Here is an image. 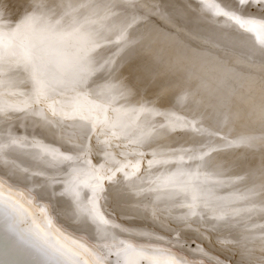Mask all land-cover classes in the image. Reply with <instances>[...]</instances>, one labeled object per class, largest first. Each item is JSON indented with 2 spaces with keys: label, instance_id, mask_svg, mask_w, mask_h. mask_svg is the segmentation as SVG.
<instances>
[{
  "label": "bare ground",
  "instance_id": "bare-ground-1",
  "mask_svg": "<svg viewBox=\"0 0 264 264\" xmlns=\"http://www.w3.org/2000/svg\"><path fill=\"white\" fill-rule=\"evenodd\" d=\"M6 1L7 0H0V19L3 18L6 13L11 12L10 8L12 6H17L16 11H18L16 13L13 11L11 12V14L15 13L16 17H14V14L10 15L11 18H9V20H11L8 25V28H10V30L5 27L8 31H10L9 37L11 35L12 29L16 26H23V29H25V31L22 29V32H20V34L24 31L26 35H24V38L19 37L18 41H13V44L11 43L12 48L9 45L12 38H9L8 46L11 50L9 51V49L6 48V51L8 49V52L5 54H0V87L2 88V90L0 91V107L9 108V106H13L15 108V111H18L19 108L25 107L30 103L33 104L30 107L34 105L36 106L33 108V110L30 111H25L20 114H18L17 112L16 115L14 113L13 116L15 119H11L13 122L9 125H3L0 127V134L2 135L0 137V147L2 149V151L0 149V173L2 172L1 176H3V173L7 169L9 170V175L13 174V179L15 178V180H17V183L19 182L21 184V186L19 184L20 188L14 184H10L14 189H17V187L19 191L21 189L20 192L16 191V189L15 191H12L17 195H11V193L9 194V192L12 190V187H4V185H6L5 183L3 186H1L2 183L0 182V202H4L5 204L12 207L21 208V218L28 221L29 227L30 229H32L31 232L35 235L36 238L40 240L41 245L46 248H51L53 246L61 250L62 252L71 254V257L80 264H116L117 261H121V264H130L131 261H133L132 264H139L140 262V264H149V262L150 264H157L158 261L162 262V259L167 260V257L169 256H167V254H169L168 252L170 251L167 247L166 248L168 249V252H166L167 249L166 251L161 250L163 248L162 244L164 243L163 245H165V242L162 243L158 240V245L162 243L160 245V247H162L159 250L167 254L162 253L164 255V258L161 257V259L157 254L153 255L152 253L154 257L149 254V250H151L150 246L152 243H155L156 240L155 242H152L153 239L150 241L153 230L149 229L146 223L155 209L154 202L165 199L164 201H166V203H169L170 200L168 199H171L172 202L170 203H172L173 206L187 204V208L192 209L193 206L196 205L198 207L199 203H201L203 197L205 196L204 194L206 193L204 192L203 196L201 197V194L199 192L201 191L203 193L205 189V191L211 197L209 200H211L212 198H217L222 203L221 199H223L226 203H229L230 205L232 204V207H230H235V210L241 208L242 204L246 203L247 206L249 205L250 208L255 209V212L253 211L254 214H252V216L256 215V222L252 224L250 223L249 225H251V227H249L248 229L246 228V230L242 229L235 232L233 235H237L238 237L234 238L235 236H231V239H233V241L228 247L236 251L239 247H241V243L239 242L241 239L239 238V236L243 235L246 238L251 237L252 239H254L256 244L251 245L253 248L250 251H252V255H255L257 262L262 263L264 256V126L262 127V125H264V122H261L262 125L259 123L261 125L260 126L259 124H257V120H259V117H263L264 119V15H262V13L264 14V0H253L252 2H250V0H215L216 3H213L214 0H76V7L74 8V11H76L78 16H75L76 18L73 15L72 16L74 18L69 17L71 14L67 16V11L68 9L69 11L71 10V6L70 8L66 6L68 7L66 8L63 5L67 10L66 12L64 10L65 13H58L59 18H62L59 19L57 17L56 19L58 20V23L61 20L62 23L66 24L67 22L68 24H70V22L68 21L70 20L71 25L68 26L67 24L66 26L64 24L61 26L59 24V26L61 27H59L57 22L54 21V18L52 16L54 15V13L50 10L47 11V9L44 10V7L41 6L45 4L46 1L44 0V2L42 1L43 4L40 3L41 1L37 3H40V5L35 4L36 6H38L37 8L41 7L43 9H39L38 11L37 8L35 9V6H33V8L32 5H30L32 4L31 0V2H29L30 7L29 5H27L28 1L26 2V0H21V4H19L20 6L15 4V6H11V4L17 2V0H13V3L10 2L11 4L5 7L4 4L6 3ZM23 1H25V4L27 3L26 5L28 7L23 4ZM57 2L59 3L58 0ZM210 2H212V4ZM47 3V7L45 6V8H49L52 6V4L48 1ZM60 3L58 5H60ZM49 4L51 5L49 6ZM88 4L97 5V11L91 10ZM254 8L258 9L259 13H256ZM83 9H85V12L87 11L86 9H90L91 13H93L94 15H105L107 21L104 25V27L106 26V28L103 29V32L106 34H104L102 31L101 34L96 33L97 35L100 34V37L97 36L96 38H98L97 42L99 43V45L102 44V47L100 46L99 48H97L98 44L89 42L87 38L89 37L88 34L92 33V35L94 34V36H96V28L94 31H91V29H89L91 27H88L90 25V23L88 22L91 21L88 19V15H92L91 13H86L87 16H85L84 13V16L78 14L79 12L83 11ZM12 10L14 9L12 8ZM47 14L51 17H48ZM8 15L9 14H7L6 16ZM12 16L17 20H14L13 22ZM46 17L49 19H47ZM223 17H225L224 19L227 22H224ZM7 18L5 22H8ZM50 18H52L54 22L51 21L52 23H49L51 26L48 24L50 26L49 28L52 27L48 31V25L46 27V24L47 21L50 20ZM93 18H95V16H93ZM63 19L65 21L67 19L68 20L67 22H64ZM98 19L95 18V21ZM0 22L3 23L2 21ZM97 24L100 26L99 22ZM77 25L79 27L81 26L83 29H85V31L83 29H78L79 27H77ZM12 26L14 27L12 28ZM93 26L97 27V25L94 24ZM3 28L0 31V34L5 31ZM19 29L14 30L17 31ZM82 30L85 32V34H83L84 32ZM88 30H90L91 32L89 33ZM128 30H130L129 33H127ZM46 31H48V33L44 37L42 34ZM87 32L88 34H86ZM5 33L7 35V32ZM239 34H243L245 36V39H243L242 41L233 40L234 37ZM3 35H0V37L2 36V41L4 38H7L4 33ZM83 35L86 36L83 38ZM21 37H23L22 34ZM117 37H119L118 41ZM90 38H92V36L89 37V39ZM83 39L88 40L87 42H89L90 45L93 44V49L92 47L91 49H89L90 46L86 42H84ZM93 40L96 41L95 38H93ZM28 42L31 45H34V47L31 48L32 50H27V53L24 52L25 54H23L22 51L26 50L21 49L19 53L21 54L22 52V55H19L16 50H18V48L20 47L22 48L23 45L25 47ZM6 43L0 42L1 53L3 52L2 49L6 47ZM3 45L5 46L2 47ZM103 47L109 50L107 51L108 55L110 49L111 52L114 51L113 55H110V58L115 59L117 57V54H120V58L118 57L115 59V61H111L109 65L106 64L108 65V67L106 66V68L108 69H101L99 68L101 64L97 65L94 62V64L91 63L94 66H90V58L89 60H86L88 57H86V55H88L89 53H93V57L101 56L102 58H104L100 59L98 57L100 59L96 60L98 61V63L101 62L105 64V62H107L105 61L108 60L106 50H104L105 52L103 51V53L106 54V59L105 57H103L104 54L101 53L102 51L99 53L100 48H102L103 50ZM94 50H96L97 52L95 53H98L99 55L97 54L96 56ZM221 51H226L227 56L223 58H221V56H217L218 52ZM150 53L155 54L151 55ZM197 54L204 55L205 57H199ZM229 57H233L235 59L233 61H230V64L234 66L235 70H232V73L237 75V79L234 80V77H226L221 80H213L217 75L214 71L211 75V72L207 68V65L209 64L210 66L212 64V66L218 68L223 65L222 61L226 63L227 59H230ZM200 58L202 60H198ZM92 59L93 58H91V60ZM83 60H86V62ZM101 60H103V62ZM96 65L99 67H97ZM103 67H105V65ZM239 69L241 73L239 72ZM12 70H14V74H12ZM9 71L11 73H9ZM23 72H26V74L24 75V77L26 76L25 79L23 78V75H20L24 74ZM63 74H67V76L65 75L64 77ZM104 74L108 75V80H106V82L108 81L107 84L109 88H114V86H118V88L119 86L123 87V95L121 94L122 96L119 97V100L117 101L118 103L122 102L123 104L119 105H125L126 111L129 110L133 105L136 106L134 113H132L133 117L130 118L129 116L128 118L130 119L126 121L127 125H123V123H125V121L123 120H125L126 116L130 115V113H126V116H124L125 118L122 120L123 122L121 121L122 123L120 122L121 119L119 120V122L124 127L122 128L121 126L120 132L117 133V136H113V140H116V146L120 149H126V147L133 144V146L131 147L135 146V151L138 150L141 146H147L152 149V153H150L153 154L151 158H149V155L148 157L146 156L148 159H150V164L146 163L148 161L145 160V166L142 167L141 165H134L132 168H129V171L134 176L132 177L133 180L129 184L125 182L126 180L122 181L123 183H121L120 188L117 190V192H119L120 190H125L124 193L126 194H123L122 197H118L124 198V200L118 199L114 205H112L109 200L100 198L102 197L101 194L103 193V191L101 193L98 189L92 190L94 185L103 182V180L105 179V176H103L102 178L100 177L104 168H110L108 166L111 163L120 160L115 156L114 152L108 150V154H110L111 157L108 156L109 158H107L104 157L101 151H98L96 155L100 159H104V162H102V167L96 168L97 166H95L93 160L90 159V157L93 156L91 152L93 151L94 153L95 150V147L92 148L93 146L91 144L92 147L88 154L85 155L83 154V152H80L79 156L77 155L78 157L72 158L69 161L67 160V162H63V164H59L55 167H53L52 165L51 167V165L48 164H50L51 162L54 163L53 158H56L55 161L57 163V159H59V157H61L63 153H65V151H63V153H61L62 155H57V153L60 151L59 149L63 150L65 146L67 144L70 145V143H68L66 140L65 141L67 143H64V140L62 139L63 145H60L63 147L60 148L59 145H57L56 143L54 144L53 142L54 140L56 142L57 138L54 140L51 139V141L53 142L51 143L53 147H50L52 146L50 145V149L47 145H49L48 142L51 141L48 140V142H44L45 135L40 132L41 129H37L39 127H36L38 125L37 123L42 122V114H45V112L42 113V111H40L39 105H41V103L39 102L42 99L47 100L48 98H53L52 102L49 104L51 106H54L56 104V106L59 107L60 103L61 105L65 102L70 104V102H73V99L75 102L79 97H81L79 95V92H81V94L83 95L91 94L89 95L91 98L94 96V91H97V88L99 86L96 88V90L93 86L94 89H92L94 91L91 90L90 92L89 88H91L92 84L90 86L89 83L87 86L88 81L90 82V80L96 79V82L93 81L94 84H96L98 83L97 80H99V77H103L102 75ZM204 74L205 76L206 74H209L211 76L206 78L203 76ZM82 76H84V80L82 79L81 81H84L86 85H83L84 82L82 83L81 81H78V79L82 78ZM58 79H62L63 82L54 84ZM2 80L3 82L1 83ZM86 86L88 87L87 90L90 93H88V91L86 90ZM80 88H82L83 90H81ZM84 88L87 93L85 92ZM17 90L18 92H20V95H18L19 97L15 98L14 96L17 95L15 91ZM98 90L102 92L101 88ZM103 90L105 92V89ZM108 90L110 89H107L106 91ZM12 91L13 93H11ZM162 93H169L171 95L169 98H165L164 102L162 101V106H166L167 104L171 107V105H173L176 106L174 109L181 108L182 112L176 113L175 110L171 108L172 110L168 112L166 111L167 114L165 115L164 108L160 109L162 108L161 105V107L159 106L160 108H157L158 106L156 105L159 104L160 99L159 101H154L156 103V105H154L153 98L156 97V99H158L157 97H162ZM106 94L107 93L105 92L103 94V97L108 95L111 96L109 98L113 97L112 93L110 95V92L109 94ZM98 96L99 95L96 94V97ZM82 97L79 98L82 101L78 99L81 103L86 101L88 96L84 97L85 100L84 98L82 99ZM96 97L93 98L96 100ZM100 97L102 100L103 97ZM115 99L116 98L114 97V99L112 100ZM97 100H100V98ZM101 100L100 102L104 101ZM107 100L108 99H106L105 101ZM109 100L111 101V99ZM35 101L38 102L36 103ZM79 101L76 102H78L77 106H80L79 109H81L82 104L79 103ZM74 102L71 104H74ZM96 102L95 104L91 103L90 99V103L94 106L97 105ZM90 103L89 101H87V104H89V106H91ZM118 103H116L115 105H117ZM69 104H63L65 106L61 107L68 108L70 106H73ZM83 105L87 109H81L82 111L86 113L87 110L90 109L89 111L92 112L91 108L94 107L91 106L88 109V106L86 107L84 103ZM99 105H97L98 108L100 107ZM104 105H106V103H104ZM74 106L73 108H76V106ZM190 106H194V108H191ZM102 107L108 108L109 106L107 107L106 105ZM117 107L120 108V106L118 105ZM117 107L116 110L118 112H121L122 109L119 111ZM73 108H70L71 112L69 113V115L72 114ZM104 108L103 112H105V110L107 112V109ZM122 108L124 109V107ZM63 109L59 111L61 113L60 114L59 112H57L58 108L56 107L54 111H56L57 115H60L56 116L55 114L54 116H51L53 118H50L54 120V118L56 117L54 121H58L59 119L63 118L65 120L69 118L72 120V116L67 118L69 115H66L67 112L70 111L69 108V111H66L67 109H64V111H66V117H63ZM77 109L78 108L74 109L73 111H79L78 113L80 114V110ZM94 109L96 110V108ZM162 110L164 111V113L162 112ZM187 110H191V113L188 114ZM40 112L42 113L41 115L39 114ZM84 112L83 114L85 116L86 114ZM37 113L38 116L40 115L41 120L38 118L39 121L38 119H36V117H38ZM49 113L50 112H48L47 115H49ZM75 113L77 112H73L74 118L79 115L78 113L75 115ZM88 113L89 112H87V114ZM94 113L95 112L92 113L93 116L97 114ZM8 114L6 113L4 117H8ZM83 114L81 113L82 117L79 116L82 118V120L84 118ZM106 114L103 113V115L106 116L105 119H107L108 117V115ZM115 114L117 115L118 113L116 112ZM119 114L122 115L121 113ZM10 115L11 114H9V116ZM47 115L45 117H47ZM89 115L87 116L90 120ZM103 115H99V119H101L100 116L102 117ZM109 115L113 117V115H111L110 113ZM116 115L115 117H117ZM120 115H118V117ZM250 115L254 117L253 119L258 118L255 119L258 128L255 131L254 129L256 128V124H252L254 122L251 121L252 118ZM60 116L62 117L60 118ZM57 117L59 118L57 119ZM115 117L114 119L112 118L113 122L116 119ZM23 118H25V121L23 120ZM50 118H48V120ZM43 119L45 120L46 118ZM51 119L49 121H52ZM22 120L27 123L24 124L22 122V127H19V122H21ZM71 120H68V123H70ZM73 120L72 122L75 123L78 121L77 124H79V118L76 119L77 121ZM87 120L88 119L86 118L84 125L88 123ZM59 121L62 124L64 122L63 120V122L61 120ZM93 121L96 122L97 120L93 119L92 122L89 121L91 123L88 124H93ZM101 121L99 122L101 123ZM43 122L45 124L49 123L46 122V120ZM60 122L57 123V125H59ZM83 122L84 121H82L81 123L83 124ZM113 122L111 123L112 130L119 127L118 126L117 128H114L115 125H118L119 123H117V121L113 125ZM247 122L248 125L252 124L249 126L250 128H254L252 132L247 130L249 128L247 126ZM54 123L50 122V126L52 127V124L54 125ZM74 123L71 124L73 125ZM145 123H148L146 125L147 127H144L142 129L140 128L141 130L139 129L141 134H139V132H136L137 134H135L134 136L131 135L130 139L128 137H124L127 134L128 129V127L126 126H129V129H131L130 125L142 127V125H145ZM199 123H201V128L203 129L198 127L197 124ZM243 123H245L244 126ZM77 124L75 123L73 128H76L75 125ZM105 124L104 127H106ZM42 125L43 124H40V127ZM106 125L107 128H109L108 123ZM23 126L25 127L23 128ZM43 126H45V129L47 128L46 125ZM80 126L83 127V125ZM86 126L88 127L87 129L89 131H92L90 130L91 127H89L88 125H85L84 129L86 128ZM259 126L262 128V130ZM54 127V130L57 129ZM66 127L67 126L65 123V128ZM78 127L79 125H77V128ZM18 128H23V130L21 129L22 131H19ZM68 128L69 127H67V129ZM102 128L103 126L99 127L100 131H102ZM107 128L105 129L108 132L109 129ZM59 129L61 130V128ZM76 129L74 130V133L77 131ZM80 129H78L79 132ZM148 129L150 130V134L148 136H145V134L148 133ZM54 130H52L53 137H55L54 135H56V133L54 134L53 132ZM88 130L85 129L84 133L86 134H84L81 130L84 137L87 135V133H89ZM259 130L261 131L259 132ZM48 131L49 130L47 128V134ZM71 131L69 133H71ZM94 132L95 131H93V135H95ZM76 133L78 134V132ZM57 134L59 135L58 132ZM49 135L51 134L49 133ZM58 135L56 136L61 137ZM81 135V133L80 136L78 134L76 138H78V141L81 140L80 142L82 144V142L84 141L81 139ZM69 136L72 138L73 135ZM105 137L106 135L104 136V138ZM47 139L49 138L47 137ZM72 139H74V137ZM9 140H11V142L12 140L16 141L15 143L14 141L12 143L9 142L12 145L14 144V148L11 146L10 149H7L6 146ZM87 140L85 144L87 143ZM113 140L108 141L109 144H113ZM105 141L107 140L105 139ZM71 142L73 141L71 140ZM80 142H75V144L78 143L79 145ZM4 144H6V146H4ZM54 145H57V148ZM73 145H70L68 147H71ZM170 145H174V147ZM3 146L6 147L7 150H4L2 148ZM168 146L172 147V150L166 148ZM47 147L49 151L54 149L58 151H52L53 154L50 155V158L49 153L51 151L48 152V154H45V156L43 154L44 157L48 156L43 160L47 161V159H50L51 161L49 160L50 163H48L47 161V164H44L46 163V161H43L44 163L42 162L40 165V161H36V158L38 155H41L42 152L44 153L45 150L47 151ZM73 148L77 147H75L74 145L73 147H71V150H74ZM83 148H81V151H83ZM66 150H68V148ZM129 150L132 151L131 149ZM179 151H182L183 154L180 155ZM72 152L73 151H71V153ZM76 153L78 154V152ZM227 153H229L230 157L228 155L227 157H224ZM67 154H69V150L66 153V156ZM177 154L179 155V157L176 156ZM135 155L137 156L138 154L135 153ZM141 155L142 154H140L138 157H140ZM159 155H163L165 157L161 156L159 160ZM57 156L59 157L57 158ZM120 156L123 155L120 154ZM173 156L174 158H176V160L172 159ZM51 157L53 158L51 159ZM245 168L246 172L244 173ZM141 170L142 172L139 173V171ZM7 177H5L6 183L9 182L7 181ZM9 178H11V176H9ZM246 179H248V181H251V184L246 189V191L244 190V192H239L238 187ZM107 180H104L106 185L108 184ZM203 180L205 181L203 182ZM23 181L27 183V185H23L25 189L22 186V184H24L22 183ZM14 182L16 183V181ZM162 182H169L170 184L175 183L176 185L174 184L175 186L171 190L165 189L160 191L158 189L160 191L159 192L156 189L159 193L152 197V201L151 199H148V197H145V195H142L144 200H137L138 198L134 202L129 200L131 198L130 196L135 195V193H152L157 184ZM28 184L30 185L28 186ZM87 187H90L89 192L86 191L84 193ZM164 187L165 186H163L162 189ZM8 190L10 191L7 192ZM18 193H21L22 195H18ZM115 193L116 192H114V194ZM119 194L121 193L119 192ZM243 195L245 196V199H243ZM15 196H23V198L26 199L24 201L25 204L23 203L22 198L21 201H17V199L19 198L16 199ZM112 196L113 194L110 197ZM31 203L32 205L39 204L37 205V207L39 206L38 209L40 210L38 212H43L41 216L43 221L41 220V218L39 219V217H36V221L32 220L34 217H31L30 220L32 221L28 219L27 210L29 208L27 207L28 204ZM130 203H132V205ZM36 205L34 207H36ZM224 205L226 204L223 203V206ZM95 210H97L98 218L94 215ZM202 210H204L203 212H205V208H203ZM106 212L111 215L112 220H115L117 225L115 222L111 221V219L106 215ZM208 212L210 213V211ZM28 213H30V210ZM248 213H246V215ZM212 215L214 214L212 213ZM212 215L205 213V216L208 218L213 217ZM43 216L51 218L53 217L55 218V220L51 221L50 218H48L47 220L49 221H47L45 220V217L43 219ZM217 216L215 217V219L217 218ZM240 217L241 216H239V219ZM161 218L164 217L161 216ZM236 218L237 217H235V220L238 219ZM37 219H39V222L37 221ZM162 222L163 221H160V223ZM216 224L220 226L218 222ZM55 229L58 231H55ZM63 229H66L65 233H70V235H63L62 237L58 235L59 233L61 234V231H63ZM211 230L212 232H215L217 228ZM25 232L26 231H23L21 234ZM75 232H77V236L75 235ZM130 233L132 234V237L130 236ZM253 235L254 238L252 237ZM72 236L75 238H73L75 241L72 240ZM141 236L149 238V240L145 239V242L146 240L150 241L149 247L147 245V242L145 243L146 246L143 244L144 240H141L143 241L141 244L142 246L138 247L137 242L139 239H142ZM122 238L124 240H122ZM155 244H153V246ZM158 245H155V249ZM171 248L172 246L170 245V249ZM174 248L175 250H177V247ZM133 250H139V252L142 251V253L140 252L139 255H135V253L137 254L138 252H134ZM175 250L173 249L174 252ZM132 251L134 252V254ZM173 251L171 252V254L173 255V259L170 258V260H172L171 264H186L185 259H187L186 255L188 253L184 250L183 252L187 254L185 255L182 252V254L184 255L182 256L181 250L179 253L180 257L177 254L179 260L175 261L176 257H174V254L176 255L177 251L174 254ZM49 252L51 253V251ZM114 252L117 258H114L115 255H112ZM132 254L133 258L131 256ZM162 254L160 253L159 255L161 256ZM127 257L130 258L126 259ZM142 257L146 259L149 257L150 260L142 259L143 261H140ZM193 258L196 259V257ZM202 258L203 257H197L195 261L193 260V264H210V262H205L206 259L204 260V258ZM189 260L191 261L192 258H189ZM119 263L120 262H118L117 264ZM167 263L169 262L166 261L165 264ZM190 263L192 264V261ZM0 264L58 263L54 261L52 254H46L43 251L32 248L19 236L14 234L8 222L3 219L0 212Z\"/></svg>",
  "mask_w": 264,
  "mask_h": 264
},
{
  "label": "rangeland",
  "instance_id": "rangeland-1",
  "mask_svg": "<svg viewBox=\"0 0 264 264\" xmlns=\"http://www.w3.org/2000/svg\"><path fill=\"white\" fill-rule=\"evenodd\" d=\"M28 1V2H27ZM32 1V4H30V5H32V7L33 6H35V9L38 7V6H36L35 4H37L38 2H40V3H42V1L43 0H37V1H35V0H31ZM30 0H26V2L28 3H26L27 5H29V2H31ZM34 1H35V3H34ZM44 1H46L45 2V4H43V5H41L42 7H44V10L45 9H47V11H52L53 13H54V15H52L53 16V18H54V21L55 22H57V24H58V26H59V24L62 26V25H66L67 26V24H68V22H67V20L65 21L64 19V22H67V24L66 23H62V21H61V23H60V21H59V23H58V20L56 19L57 17L59 18V14H62V13H65L66 12V10L67 9H65V7L66 6H68L69 8H70V6H71V12L69 11V9H68V11H67V16L68 15H70L69 17H77L78 15H77V13H76V11H74L75 9V7H76V0H58L59 1V3H60V5H58L59 3L57 2V0H44ZM43 1V2H44ZM47 1L49 2V3H51L52 4V6L51 7H49L51 4H49V8H45V6L48 4L47 3ZM53 1V2H52ZM236 1V0H235ZM253 0H250V2H252ZM13 3V0H7L6 1V3L4 4L5 5V7L6 6H8V5H10L11 3ZM18 2H20V3H18ZM25 1H23V4L25 5V6H27L25 3H24ZM55 2V3H54ZM218 2V1H217ZM40 3L39 4H37V5H40ZM58 3V4H57ZM63 3V4H62ZM66 3V4H65ZM211 4H212V2H210ZM213 3H216V1L214 0L213 1ZM19 5V4H21V0H17V2H15V3H13V4H11V6L12 5ZM34 4V5H33ZM57 4V5H56ZM96 4V3H95ZM95 4H88V6L90 7V9L91 10H96V7H97V5H95ZM14 5V6H15ZM30 5H29V7H30ZM54 5V6H53ZM65 7H64V6ZM20 6V5H19ZM18 6V7H19ZM24 7V6H23ZM28 7V6H27ZM26 7V8H27ZM40 7V6H39ZM47 7V6H46ZM58 7V8H57ZM68 7H66V8H68ZM88 7V8H89ZM12 8L14 9V10H12ZM34 8V7H33ZM52 10H51V9ZM55 8V9H54ZM59 10H57V9ZM11 9V12L13 11V12H18V11H16L17 10V6L16 7H11L10 8ZM25 9V8H24ZM41 10L42 8L40 7V8H37V11L38 10ZM63 9V10H62ZM90 9H86L87 11L85 12V9H83V11H81V12H79L78 14L79 15H83L84 16V14H85V16H87V14H89V13H91V10ZM43 10V9H42ZM64 10H65V12H64ZM254 10L256 11V13H259V10L258 9H256V8H254ZM58 11V12H57ZM62 11V12H61ZM97 11V10H96ZM11 12H9V13H6L5 14V16L3 17V18H1L0 19V21H2L3 23H1L0 22V31L2 30V28L5 30L3 33L5 34V36L7 37V38H4L3 39V41H2V36L0 37V42L1 43H6V41H7V43L5 44L6 45V47L5 48H3L2 49V53H1V51H0V54H5V53H7L8 52V49H9V51L11 50L10 48H9V46H8V40H9V38L11 39L10 41V47L12 46V44H13V41L15 42V41H18V38L20 37V38H24V35H26V33L24 32L25 31V29H23V26H16V27H14V26H12V32H11V35H10V37H9V34H10V31H8V30H10V28H8V25H9V22H10V20H9V18H11V16L10 15H12V14H14L15 15V13H12L11 14ZM51 12V13H52ZM57 12V13H56ZM70 12V13H69ZM49 13V12H48ZM52 13V14H53ZM55 13H56V17H55ZM59 13V14H58ZM82 13V14H81ZM84 13V14H83ZM87 13V14H86ZM7 14H9L8 16H6ZM92 15H88L90 18H92V19H90L89 17H88V19L89 20H91V21H89L88 23H90V25L88 26V27H91V28H89V29H91V31H94L95 30V28H96V30H95V34L96 33H100L101 34V31L103 32L104 30V28H106V26L104 27V25H105V23H106V21H107V19H106V17H105V15L104 14H100V15H94L93 13H91ZM13 15V16H14ZM66 15V14H65ZM64 15V16H65ZM73 15V16H72ZM262 15H264L263 13H262ZM12 16V21L14 22V20L16 21L17 19H15L14 17H16V15L13 17ZM47 16H48V14H47ZM50 16V15H49ZM48 16V17H49ZM66 16V17H67ZM93 16H95V18L96 19H98V20H96L95 21V18H93ZM7 18V20H8V22H5L6 21V18ZM51 17V16H50ZM73 17V18H74ZM75 17V18H76ZM226 17V16H225ZM225 17H223V20H224V22H227V21H225ZM47 18V17H46ZM62 17H60L59 19H61ZM3 19V20H2ZM47 19H49V18H47ZM56 19V20H55ZM101 20V21H100ZM49 21V22H48ZM47 21V24H46V27H47V25L50 23H52V22H54L53 21V19L52 18H50V20H48ZM52 21V22H51ZM69 22H70V24H68V26L69 25H71V21L70 20H68ZM92 22V23H91ZM99 22L100 23V26L97 24V23ZM7 25H6V24ZM3 24V25H2ZM5 24V25H4ZM49 24V25H50ZM56 24V25H57ZM93 24L94 25H97V27H95V26H93ZM48 25V31H49V29H51V28H49L50 26ZM61 26H59V27H61ZM73 26V25H72ZM71 26V27H72ZM87 26V25H86ZM5 27H7L8 28V30L5 28ZM22 27V28H21ZM45 27V26H44ZM77 27H79L78 25H77ZM19 28H21V29H19ZM86 28V27H85ZM93 28V29H92ZM14 29H19V30H17V31H15ZM22 29L24 30L23 31V33H21L22 34V36L23 37H21V34H20V32H22ZM78 29H83L81 26L78 28ZM88 29V28H87ZM102 29V30H101ZM13 30H14V32H13ZM84 31H85V29H83ZM82 30V31H83ZM48 31H46V32H44L42 35L45 37L46 35H47V33H48ZM83 31V32H84ZM87 31V30H86ZM89 31V33L91 32L90 30H88ZM97 31V32H96ZM5 32H7V35H6V33ZM9 32V33H8ZM106 32V31H105ZM130 32V30H128L127 31V33H129ZM3 33H1L2 35H3ZM15 33H16V35H15ZM94 33V32H93ZM104 33V32H103ZM0 34V35H1ZM13 34V35H12ZM18 34V35H17ZM45 34V35H44ZM83 34H85V32L83 33ZM86 34H88V32L86 33ZM100 34H96V36H94V34L92 35V33H90V34H88V36L89 37H91L92 36V38H90L89 39V37H87L88 38V40H89V42H91V43H96V44H98L97 46V48H99L100 46L102 47V44L101 45H99V43L97 42L98 40V38H96L97 36H99L100 37ZM104 34H106V33H104ZM41 35V36H42ZM116 35V34H115ZM133 35V34H132ZM4 36V35H3ZM17 37V39H16V37ZM86 35H83V38L85 37ZM94 36V37H93ZM174 37V36H173ZM13 38H15V39H13ZM93 38H95L96 39V41L95 40H93ZM178 38V37H177ZM118 39H119V37H117V41H118ZM179 39V38H178ZM243 39H245V36L243 35V34H239V35H236L235 37H234V39L233 40H235V41H242ZM19 40H22V39H19ZM84 40V39H83ZM88 40H84V42H86L89 46H90V48L89 49H91V47H92V49H93V44H89V42H87ZM100 40V39H99ZM180 40V39H179ZM93 41V42H92ZM182 41V40H181ZM116 42V41H115ZM12 43V44H11ZM28 44H29V46H28ZM28 44H26V46H28V47H24V45H23V47L21 48H18V50H16L18 53L21 51V49H23V50H26V51H22L23 52V54H25L24 52H26L27 53V50L29 51V50H32L31 48H33L34 47V45H31L29 42H28ZM2 45V44H1ZM5 45H3L2 47H4ZM95 45V44H94ZM8 46V47H7ZM32 46V47H31ZM96 47V46H95ZM6 48H8L7 49V51H6ZM12 48V47H11ZM28 48V49H27ZM104 49L102 50V48H100V50H99V53L101 52V53H103V51L104 50H106V53H107V51H109V50H107V48L105 49V47H103ZM5 49V50H4ZM94 49H96V48H94ZM86 50H88V49H86ZM113 50V49H112ZM5 51V52H4ZM91 51V50H90ZM89 51V52H90ZM97 51H98V49H97ZM96 50H94V53L95 52H97ZM22 52H21V54L19 53V55H22ZM105 52V51H104ZM110 52H111V49H110ZM109 52V55H108V53H107V58H108V60H110V61H108V60H105V61H107V62H105V64L104 63H101L100 61V63H98V61H96L97 59L98 60H100V59H104V58H102L101 56H97V54L95 53V55L97 56V57H93L92 55H93V53H89L88 55H86V57H87V59L86 60H89V58H90V61H89V64H90V66L92 65L91 63H95V64H101V66L104 64L105 65V67H99V66H97V67H99V68H104V69H108V68H106V66L108 67V65H109V63L111 62V61H115V59L116 58H118L119 57V55L117 54L116 56V58L114 59V58H110V55L112 54L113 55V52H111L110 53ZM104 54V53H103ZM103 54H102V56H103ZM151 54V53H150ZM153 54H155V53H152L151 55H153ZM84 55V56H85ZM99 55V54H98ZM106 54H104V56L103 57H105V59H106V56H105ZM199 57H205L204 55H199V54H197ZM207 55V54H206ZM217 55V54H216ZM90 56V57H89ZM197 56V57H198ZM217 56H221V58H223V57H226L227 55H226V51L224 52V51H221V52H218V55ZM100 59H99V58ZM115 57V56H114ZM153 57H155V56H153ZM91 58H93L92 60H91ZM96 58V59H95ZM120 58V57H119ZM155 58H157V57H155ZM230 58V57H229ZM111 59H113V60H111ZM86 60H83V61H85L86 62ZM95 60V61H94ZM198 60H202L201 58L200 59H198ZM233 60H235L233 57H231L230 59H227V61H226V63L224 62V61H222V63H223V65H221L220 67H218V68H215L214 66H212V64L209 66V64L207 65V68L210 70V72H211V75L213 74V71L216 73V77L213 79V80H221V79H223V78H226V77H234L233 79L234 80H236L237 78V75L236 74H234V73H232V70H235L234 69V66L233 65H231L230 64V61H233ZM102 62H103V60H101ZM97 62V63H96ZM93 63V64H94ZM106 64H108V65H106ZM35 65V64H34ZM92 66H94V65H92ZM95 66V67H96ZM96 67V68H97ZM214 67V68H213ZM94 68V67H93ZM110 68V67H109ZM114 68V67H113ZM237 70H238V68H237ZM11 71V70H10ZM9 71V73H11ZM239 72H240V69H239ZM15 72H14V70H12V74H14ZM24 73V72H23ZM241 73V72H240ZM26 74V72L24 73V74H20V75H23V78L25 79L26 78V76L24 77V75ZM65 75L67 76V74H63V76L65 77ZM106 77L108 76L107 74H104ZM104 75H102L103 77H101V78H103V79H101L100 77H99V80H97L98 81V83H96V84H94V82H96L95 80L96 79H93V80H90V82L88 81V83H87V86H88V84L91 86V84H92V86H91V88H89V91L91 92V90L92 91H94L93 89L95 88V90H96V88L99 86H101L100 88H101V90H102V92L101 91H99L98 89H100L99 87L97 88V91H94L97 95H99L98 97L100 98V100H101V97L100 96H102L103 97V94L106 92L107 94H109V92H110V95H111V93H112V98H109V97H111V96H105V97H103V99L102 100H106V99H108L107 101H102V102H104V103H106V105H107V107L109 106L110 107V109H109V107L108 108H104V107H102V106H106V105H104V103H102V102H100V100H97V99H99L98 97H96V94L94 93L93 95V97L95 98H97L96 100L93 98V97H91L90 98V96L89 95H91V94H85V95H83V94H81V92H79V95L82 97V96H88L87 97V100L86 101H84L83 103L86 105V107L88 106V109L92 106V107H94V108H96V110H97V112H96V110L94 109V108H91V110H92V112H90L89 110H87V112H89L88 114H87V112L85 113L84 111H82L81 109H87V108H85V106L83 105V103H81L79 100H81V99H79V98H81V97H79L76 101H79V103H81L82 105H81V109H79V107L80 106H77V103L78 102H74V99H73V102H74V104H71V103H73V102H70V104L69 103H63V104H69V105H75L76 106V108H78L79 110H80V112L83 114V112L86 114L85 116H84V114H83V120H82V116H81V113L79 114L78 112L79 111H73L74 109H76V108H73V106L71 107H68L69 108V110H70V108L72 109L73 108V110H72V114H70L69 115V113L71 112V110L69 111L68 110V108H66V107H61V106H65V105H61V103H60V105H59V107L58 106H56V104L53 106H51L49 103H51L52 102V99L51 98H48L47 100H45V99H42L39 103H41V105H39L40 106V111H42V113H44L45 112V114L47 115L48 114V112H50L49 113V115H47V117L48 118H50L51 116H54L55 114H56V116H58V115H60L61 113L59 112V111H61V109H67L66 111H69V112H67V114L65 113L66 111H64V109H63V111H64V113H63V117L65 116V114L66 115H69L67 118H69V117H73L72 118V120L73 119H78L79 118V124H77L78 123V121L75 119V120H73V121H77V122H75L77 125H79V127L77 128V125H75V127L77 128H73V126H74V122H72V120L69 118V119H67V120H65L64 118L63 119H59V120H63L62 122H63V124L58 120V121H54L55 120V118H54V120H52L51 118H53V117H51L50 119L52 120V121H49L48 120V118L47 117H45L46 115L45 114H42L41 112L39 113L40 115L42 114V116H41V118H42V120L40 119V115L38 116V113H37V116L38 117H36V119H40L42 122L41 123H37L38 125L36 126V127H39V128H37V129H41V133L42 134H44L45 136H44V142L45 141H47L48 142V140L49 141H51V139L52 140H54V139H56V142H55V140L53 141L54 142V144L56 143L57 145H59L60 146V148L61 147H63V146H61L60 144H62L63 145V143H62V139L64 140L63 142L64 143H70V145H75V147H77V148H79V149H77V148H73L74 150H71V147H73V146H71V147H68V146H70V145H66L65 146V148L63 149V150H61V149H59L60 151V153L58 152L57 153V155H59V154H61V153H63V151H65V153H63V157L61 156V157H59V156H57V158L59 157V159H57V163H56V161H55V159L56 158H53V157H51V159L53 158L54 159V163H50L49 162V160L47 159V161H48V163H50V164H48V165H51V167H52V165H53V167H55V166H58L59 164H63V162L65 163V162H67V160L69 161L70 159H72V158H76V157H78L79 156V154H80V152H83V154H88L89 153V151L91 150V147L92 148H94L95 147V150L94 149H92V150H94V153H93V151L91 152V154H93V156H91L90 157V159L91 160H93V163H94V165L95 166H97L96 168H99V167H102L103 166V164H102V162H104V159H100L97 155H96V153L98 152V151H101L102 153H103V155H104V157H107V158H109V157H111L110 156V154H108V150L109 151H113L114 152V154H115V156L116 157H118L120 160L118 161H115L114 163H111L108 167H110V168H104V170H103V172L101 173V175H100V177L102 178L103 176H105V179L107 180V185L105 184V182H104V180H103V182H100L99 184H97V185H94V184H92V185H94V187L92 188V190H99V192H101L102 193V191H103V193L101 194L102 195V197H100L101 199H105V200H109L111 203H112V205H114L115 203H116V201L118 200V199H122V200H124V198H118V197H122L123 196V194L125 195L126 193H124V191L125 190H120L119 192L121 193V194H119V192H117V190L120 188V185H121V183H123L122 181H124V180H126L125 182L127 183V184H129L132 180H133V178L132 177H134L133 175H132V173L129 171V168H132L134 165H141L142 167L143 166H145V160L146 161H148V162H146V163H148V164H150L149 162H151V161H149L150 159H148L147 157H148V155L150 156L149 158H151V156L153 155V154H151L152 152H151V148H149V147H147V146H141L138 150H134L135 149V146L134 147H131V146H133V144L132 145H129L128 147H126V149H124V148H119V147H117L116 146V143H115V139L113 140V136H117V133L118 132H120V127L122 126V128L124 127L123 125L124 124H126V121H128V119H130V118H132L133 117V114L132 113H134V111H135V105H133L129 110H125L126 108H125V105H123V106H121V105H119V104H123L122 102H117L118 100H119V97H121L122 95H123V87H121V86H119V88H118V86H114V88H116V89H114V88H109L108 87V81L106 82V80H108V77L106 78ZM110 75V74H109ZM211 75H209V74H206V76H205V74L203 75L204 77H210ZM70 77V76H69ZM105 77V78H104ZM22 78V77H21ZM22 78V79H23ZM84 80V76H82V78H79L78 79V81H81V80ZM105 79V80H104ZM59 80V79H58ZM58 80H56L55 81V83L54 84H59V83H62L63 81H62V79L61 80H59V81H61V82H59ZM100 80H101V83H100ZM92 81V82H91ZM94 81V82H93ZM3 82V80L1 81V83ZM82 83L84 82V81H81ZM104 82V83H103ZM105 82H106V85H105ZM83 85H86V83L84 82V84ZM82 85V86H83ZM97 85V86H96ZM85 87L86 88V90H87V88L88 87ZM89 86V87H90ZM93 86H94V88H93ZM104 86V87H103ZM105 86H107V87H105ZM121 87V88H120ZM83 88V87H82ZM82 88H80L81 90H83ZM85 88H84V90H85ZM93 88V89H92ZM110 89V90H112V91H110V90H108V91H106L107 89ZM103 89H105V92H104V90ZM117 89H119V90H117ZM217 89V88H216ZM2 90V88L0 87V91ZM14 90H16V89H14ZM13 90V91H14ZM80 90V91H81ZM85 90V92L87 93V91ZM115 90V91H114ZM118 92H117V91ZM13 91L11 92V93H13ZM88 91V93H90ZM10 92V91H9ZM16 93H17V95H15L14 97L16 98V97H19L18 95H20V92H18V90L17 91H15ZM84 92V91H83ZM84 92V93H85ZM100 94H99V93ZM142 92H143V90H142ZM115 93V94H114ZM118 93H120V94H117ZM106 94V95H107ZM122 94V95H121ZM163 94V93H162ZM115 95V96H114ZM156 96V95H155ZM171 95L169 94V93H164L163 95H162V97H157L158 99H156V97H152L153 98V102L155 101H159V99H160V102H159V104L158 105H156V103L154 102V105H156V106H158L157 108H160L163 104H161L162 103V101L164 102V99L165 98H169ZM84 97H82V99L84 98ZM107 97V98H106ZM114 97L116 98L115 100H112V99H114ZM164 97V98H163ZM105 98V99H104ZM161 98H163V99H161ZM90 99H91V103H94L95 104V102H96V104L97 105H99V104H101V105H99L100 107L98 108V106L96 105V106H94L93 104H91L90 103ZM109 99H111V101L109 100ZM84 100H85V98H84ZM95 100V101H94ZM43 101V102H42ZM82 101V100H81ZM87 101H89V103L91 104V106H89V104H87ZM115 101H116V103H118L117 105L118 106H120V108H118L117 107V105H115L116 103H115ZM36 103L38 102V101H35ZM35 102H32V103H35ZM86 102V103H85ZM99 102V103H98ZM109 102H111V103H109ZM114 103V105H113V103ZM158 103V102H157ZM0 104H1V101H0ZM59 104V103H58ZM57 104V105H58ZM3 105V104H2ZM31 105H33V104H28V105H26L25 107H22V108H19V110L18 111H15V108L13 107V106H9V108H3V107H0V127L1 126H3V125H9V124H11L13 121L12 120H14L15 118H14V113H15V115L17 114V112H18V114H20V113H23V112H25V111H30V110H33V108L36 106V105H34V106H32V107H30ZM80 105V104H79ZM111 105V106H110ZM161 105V106H160ZM58 108V110H57V112H59L60 114H58L57 115V113H56V111H54L55 109H56V107ZM74 106V107H75ZM113 106H115V107H113ZM155 106V107H156ZM160 106V107H159ZM114 109H113V108ZM116 107H117V109L120 111L121 109V112H118L117 110H116ZM122 107H124V109L122 108ZM176 106H173V105H171V107L169 106V105H167L166 104V106L164 105V106H162V108H160V109H163L164 108V111H165V115L167 114V112L168 111H170V110H172L171 108H173V110H175V112L176 113H181L182 111V109L181 108H177V109H174ZM182 107V106H181ZM191 108H194V106H190ZM264 107V106H263ZM55 108V109H54ZM61 108V109H60ZM100 108H102V109H100ZM103 108L104 109H107V112H106V110H105V112H103ZM166 108V109H165ZM169 108V109H168ZM253 108V107H252ZM60 109V110H59ZM77 109V110H78ZM134 109V110H133ZM168 109V110H167ZM251 109V108H250ZM250 109H248V110H250ZM93 110H95V111H93ZM113 111V112H117L118 114L116 115L115 113H113V112H111V111ZM114 110H116V111H114ZM124 110V111H123ZM9 111V112H8ZM11 111H13V112H11ZM15 111V112H14ZM55 113H54V112ZM108 111H109V113L111 114V115H113V117H111L110 115H109V113H108ZM164 111L162 110V112L164 113ZM167 111V112H166ZM180 111V112H179ZM191 110H187V112H188V114H190L191 112H190ZM264 111V110H263ZM73 112H77L79 115H77V117H75L74 118V115H73ZM93 112H95V113H97V114H95L94 116L92 115V113ZM123 112V113H122ZM262 112V111H261ZM6 113L8 114H11L10 116H9V114H8V117L7 116H5L4 117V115H6ZM77 113H75V115L77 114ZM103 115V113L104 114H106V115H108V117H107V119H105L106 118V116L105 115H103L102 117L100 116V118L101 119H99V115H101V114ZM119 113H121L122 115H120ZM126 113L127 114H129L130 113V115H127L126 116ZM264 113V112H263ZM90 114V115H89ZM118 117V115H120L119 117H118V119H117V117H115V115ZM125 114V115H124ZM203 114V113H202ZM208 114V113H207ZM87 115H89L90 116V120H89V117L87 116ZM96 115H97V117H96ZM206 115V114H205ZM263 115V114H262ZM261 115V116H262ZM44 116V117H43ZM79 116H81V117H79ZM93 116V117H92ZM105 116V117H104ZM124 116H126V118L124 117ZM130 116V118H128ZM251 116V115H250ZM62 116H60V118H61ZM66 117V116H65ZM91 117H92V119H91ZM103 117H104V120L106 121V124L108 123V126H109V128H107V125L105 124V121L103 120ZM109 117H111V118H109ZM114 117L116 118L115 119V121L117 122V123H119L118 125L116 124L115 125V127L114 128H117L118 126V128L117 129H114V130H112V122H113V119H114ZM12 118H14V119H12ZM43 118H46L45 120H46V122H49V123H44L43 121H45ZM59 117H57V119H58ZM86 118L89 120V121H91L92 122V120L94 119H96L97 121L95 122V121H93V124H88V123H91V122H89L88 120H87V124H85V125H88L89 127H91V128H94V129H91L90 128V130H92V131H89L87 128V126H86V130H88V132L89 133H87V135L84 137V135H83V133H84V131H85V129H84V123H85V120H86ZM113 118V119H112ZM125 118V120H123ZM252 118V119H251ZM251 121L252 122H254V123H252L253 125L254 124H256V122H255V119H258V118H255V119H253L254 117H252L251 116ZM260 118H261V121H260ZM12 119V120H11ZM39 119H38V121H39ZM80 119H81V121H80ZM121 119V120H120ZM23 120L25 121V118H23ZM21 121V122H19L20 123V125H19V127L21 126L22 127V122L25 124V123H27V122H24V121ZM68 120H71V122L70 123H68L69 121ZM102 120V121H101ZM109 120V121H108ZM119 120H120V122L123 120V121H125V123H123V125L119 122ZM249 120V119H248ZM37 121V122H38ZM82 121H84L83 122V124L81 123ZM99 121H101V123L99 122ZM111 121V122H110ZM113 122V125L116 123V122ZM251 121H250V123H251ZM258 122H257V124H261V122L263 123L264 122V119H263V117H259V120H257ZM50 122L51 123H54V125H55V127H54V125L52 124V127L50 126L51 124H50ZM60 122V124L59 125H57V123H59ZM98 122H99V124H98ZM103 122V123H102ZM65 123H66V126L67 127H69L68 129H67V127L65 128ZM71 123H74L73 125L71 124ZM95 123V124H94ZM96 123H97V125H96ZM40 124H43V125H46V127L48 128V134H47V128L45 129L44 127L45 126H41L40 127ZM47 124H49V125H47ZM101 124H103V125H101ZM104 124H105V126L106 127H104ZM148 124V123H147ZM146 123H145V125H142V127L141 126H139V127H137V126H135V128H136V130H135V128H134V126H132V125H130V128L131 129H129V126H126V127H128V129H127V134L124 136V137H128L129 139L131 138L130 136L132 135V136H134L135 134H137L138 132H139V134H141V132H140V130L142 129V128H144V127H147L146 125H147ZM252 124H250V125H252ZM257 124L255 125L256 126V128L254 129V128H250L249 126L250 125H248V122H247V126L249 127L247 130H249V131H253V129H254V131L255 130H257L258 128H257ZM259 124V125H260ZM264 124V123H263ZM56 125H57V127H56ZM69 125H71V126H69ZM80 125H83V127L82 126H80ZM98 125H99V127L100 126H103V128H102V131H100V129H99V127H98ZM198 125V127L199 128H201V123H199V124H197ZM245 125V123H243V126ZM262 125V124H261ZM260 125V126H261ZM26 126V125H25ZM25 126H23V128L25 127ZM50 126V127H49ZM93 126V127H92ZM95 126V127H94ZM132 126V127H131ZM149 126V125H148ZM259 126V127H260ZM264 125H262V127H263ZM53 127L54 128H57V129H53ZM98 127V128H97ZM111 127V128H110ZM23 128H18V130L20 131L21 129L23 130ZM51 128V129H50ZM59 128H61V130L59 129ZM65 128V129H64ZM80 128H82V129H80ZM96 128V129H95ZM105 128H107V129H109V131L107 132V130L105 129ZM141 128V129H140ZM261 128V127H260ZM259 128V129H260ZM264 128V127H263ZM43 129V130H42ZM73 129V130H72ZM77 130L76 132H78V134H79V136H80V133L82 134L81 135V139L84 141V142H82V144H81V140L80 141H78V138H76L77 137V133L75 134L74 133V130ZM78 129H80V132H79V130ZM84 129V130H83ZM133 129V130H132ZM140 129V130H139ZM201 129H203V128H201ZM21 130V131H22ZM46 130V131H45ZM51 130V131H50ZM52 130H54L53 132H54V134L56 133V135H58L57 134V132L59 133V135L58 136H61V137H57L56 135H54L55 137H53V133H52ZM58 130V131H57ZM73 132H72V131ZM81 130L83 131V133L81 132ZM130 130V131H129ZM138 130V131H137ZM261 130H262V128H261ZM261 130H259V132L261 131ZM62 131V132H61ZM64 131V132H63ZM66 131V132H65ZM71 131V133H69ZM93 131H95L94 133H95V135H93ZM115 131H117V132H115ZM148 131V133L147 134H145V136H148L149 134H150V130L148 129L147 130ZM87 132V131H86ZM97 132H100V133H97ZM137 132V133H136ZM207 132V131H206ZM49 133L51 134V135H49ZM61 133H62V135L64 136H62L61 135ZM73 133V134H72ZM106 133V134H105ZM107 133H108V135H107ZM134 133V134H133ZM84 134H86V133H84ZM129 134V135H128ZM142 134H143V132H142ZM48 135V136H47ZM69 135H73L72 136V138L74 137V139H72ZM94 137H93V136ZM106 135V137L104 138V136ZM2 135L0 134V137H1ZM82 136H83V138H82ZM145 136H142V137H145ZM45 137H46V139H45ZM47 137L49 138V139H47ZM53 137V138H52ZM63 137V138H62ZM91 137V138H90ZM108 137H109V139H108ZM141 137V138H142ZM61 138V139H60ZM64 138H67V139H64ZM69 138V139H68ZM1 139V138H0ZM80 139V138H79ZM88 139V140H87ZM95 139V140H94ZM105 139L107 140V141H105ZM60 142H59V141ZM67 142H66V141ZM71 140L73 141V142H71ZM76 140V141H75ZM86 140H87V143L85 144V142H86ZM113 140V144L112 143H110L109 144V142L108 141H112ZM141 140H143V139H141ZM14 140H12V142H13ZM70 141V142H69ZM80 142V144L78 145V143H76L75 144V142ZM93 141H94V143H93ZM9 142H11V140H9L8 142H7V146H6V144H4V146H6L7 147V149H10L11 148V146L13 147V145L11 144V143H9ZM16 141H14V143H15ZM46 142V143H47ZM52 141L51 142H48L49 143V145H47L48 147L50 146V145H52L51 143H53ZM89 142H90V144H89ZM9 143V144H8ZM73 143V144H72ZM11 144V145H10ZM85 144V145H84ZM91 144H92V146H91ZM8 145H9V147H8ZM56 145V146H57ZM82 145H83V147H82ZM2 147L4 150H7L6 149V147ZM55 146V145H54ZM55 146V147H56ZM87 146V147H86ZM170 146H173L174 147V145H170ZM48 147H47V149H48ZM50 147H53V145L52 146H50ZM49 147V148H50ZM131 147V148H130ZM146 147H147V150H146ZM14 148V147H13ZM57 148V147H56ZM68 148V150H69V154H67V156H66V153L68 152V150H66ZM81 148H83L82 150L83 151H81ZM86 148H87V150H86ZM133 148V149H132ZM166 148H169V150H172V147H166ZM0 149H1V147H0ZM51 149V148H50ZM52 149H54V148H52ZM129 149H131L132 151H130ZM73 151L72 153H71V151ZM79 150V151H78ZM133 150H134V152H133ZM1 151H2V149H1ZM51 151V152H50ZM49 151V149L46 151H44V153L42 152V154L41 155H38L37 156V158H36V161L38 160V162L40 163V165H41V163L43 162V161H46V160H43L44 158H47L48 156H46V157H44L45 156V154H48V152H50L49 153V158H50V155L51 154H53L52 153V151L54 152V151H58V150H56V149H54V150H50ZM75 151V152H74ZM107 151V152H106ZM149 152V154H148V152ZM47 152V153H46ZM76 152H78V154L76 153ZM85 152V153H84ZM134 154V157L136 156L135 155V153L136 154H138L136 157H135V159H134V157H133V154ZM141 152V153H140ZM143 152H145V153H143ZM151 152V153H150ZM180 152V151H179ZM182 152V151H181ZM180 152V155L181 154H183V152L181 153ZM228 152V151H227ZM237 153V152H236ZM43 154H44V156H43ZM120 154H122L123 156H120ZM140 154H142L140 157H138ZM179 154V153H178ZM176 155L177 157H179V155ZM70 155V156H69ZM78 155V156H77ZM119 155V156H118ZM130 155V156H129ZM227 155L230 157V155H229V153H227L226 154V156H224V157H227ZM43 156V157H42ZM72 156V157H71ZM109 156V157H108ZM147 156V157H146ZM165 157V156H163V155H159V160H160V157ZM40 157H42V158H40ZM67 159H66V158ZM62 158V159H61ZM154 158V157H153ZM41 159H42V161H41ZM172 159H175L176 160V158H174V156L172 157ZM60 160V161H59ZM62 160V161H61ZM64 160V161H63ZM162 160H163V158H162ZM232 160V159H231ZM47 161H46V163H44V164H47ZM51 161V160H50ZM53 161V160H52ZM172 161H174V160H172ZM228 162H231V161H228ZM56 163V164H55ZM55 164V165H54ZM148 164H146V165H148ZM264 164V163H263ZM39 165V164H38ZM43 165V164H42ZM246 167V166H245ZM95 169V168H94ZM143 170V169H142ZM142 170L141 171H139V173L140 172H142ZM7 171V172H6ZM6 173L4 172V170H3V172L5 173V176H4V173H3V176H1L2 174V172L0 173V182L2 183V185L1 186H3L4 185V183L6 184V185H4V187L5 186H10V187H12L10 184H14V185H16V186H18L19 188H20V186H21V184L18 182L17 183V180H15V178L13 179V177H12V175H9L10 173H8V171L9 170H7L6 169ZM114 172V173H113ZM129 172V173H128ZM237 172V171H236ZM246 172V168H245V170H244V173ZM115 174V175H114ZM117 174V175H116ZM131 174V175H130ZM11 176V178H9V176ZM129 175V176H128ZM8 176V177H7ZM2 177H3V180H2ZM5 177H7V181H9V182H7L6 183V179H5ZM116 177V178H115ZM113 178V179H112ZM123 179V180H122ZM26 180H28V179H26ZM5 181V182H4ZM14 181H16V183L14 182ZM109 181V182H108ZM205 180H203V182H204ZM0 183V184H1ZM22 183H24V184H22V186L23 185H27V183L26 182H22ZM168 183L169 182H162V183H158L157 184V186L153 189V191H154V193H153V191H152V193H148V192H139V193H135V195H131L129 198V200H131L132 202H134V201H136V199L137 200H144V198L142 197V195H145V197H148V199H151V201L153 200V198L152 197H154L157 193H159L160 191H162V190H167V189H173V187L176 185L175 183V185L174 184H170L169 183V185H168ZM19 184H20V186H19ZM102 184V185H101ZM251 184V181H248V179H246V180H244L242 183H241V185L238 187V191L239 192H244V190L246 191V189L249 187V185ZM30 184H28V186H29ZM112 185V186H111ZM163 186H165L163 189H162V187ZM241 186H242V188H241ZM18 187H17V189H16V191H18V192H20L21 191V189H20V191H19V189H18ZM102 187V188H101ZM159 187H161V188H159ZM167 187V188H166ZM23 188L25 189V187L23 186ZM27 188V187H26ZM89 188L90 187H87V189L84 191V193L86 192V191H88L89 192ZM10 189V188H9ZM15 189L12 187V190L10 191V190H8L7 192H9V194L11 193V195H17V194H14L12 191H15ZM159 191H157V190ZM240 189H241V191H240ZM114 190V191H113ZM134 191V190H133ZM146 191V190H145ZM155 191H156V193H155ZM108 192V193H107ZM114 192H116L115 194H114ZM204 192L207 194H204ZM200 194H201V197L203 196V194L205 195L204 197H203V199H202V201H201V203H199V205L201 206H199L198 205V207L195 205V206H193L192 207V209H188L187 208V204L186 205H177V206H173V204L172 203H170V202H172L171 201V199H168V200H170L169 201V203H166V201H164V200H161V201H153L154 202V211L152 212V214L150 215L151 217L147 220V223H146V225L149 227V229H151V230H153V234L151 235V237H150V241L152 240V242H155V240H156V244L158 245V243L159 242H157L158 240L159 241H161L162 243L163 242H165V245H163L161 242V244H162V246H163V248L161 249V247H160V245H158V246H156L157 248L155 249V243H152L151 244V246L149 245L150 244V241H147V240H149V238H147V237H142L141 236V238L142 239H139L138 240V242H137V240H136V242H137V244H138V247H141L142 245V242L143 241H141V240H144V245H145V243L147 242V245H148V247L150 246L151 247V250H149V254L151 255V256H153V255H155V254H157L158 256H159V258L161 259V257L162 258H164L163 256V254L162 253H165V252H161L159 249H161V250H164V251H166V249L168 248L169 249V251L170 252H168V249H167V251L166 252H168L169 254H167V253H165V254H167V258L170 260V258L171 259H173V255L171 254V252L173 251V249L175 250V248L174 247H177L176 249L177 250H175V252H176V255L174 254L175 252L173 251V254H174V257H176L175 258V261L177 260H179V257H180V251H181V255L182 256H184L183 254H182V252L185 250L187 253H185V252H183L185 255H186V257H187V259H185V262H186V264H191L190 262L192 261V264H193V262L197 259V257H203L204 258V260L206 259V261L205 262H210V264H211V262H212V264H264V256H263V262L262 263H258L257 262V260H256V258H255V255H252L253 253H252V251H250L253 247L251 246L252 244H256L255 243V241H254V239H252L251 237L249 238V237H245V236H239V238L241 239L239 242L241 243V247H239L238 248V250H236V251H234V250H232L231 248H229L228 246L231 244V242L233 241V239H231V236H235L234 238H237L238 236L237 235H233L235 232H237L238 230H242V229H244V230H246V228L248 229L249 227H251V225H249L250 223L252 224V223H254V222H256V215L254 216H252V214H254V212H255V209L253 210L252 208H250V206L248 205H246V204H242V206L241 205H239V206H241V208H238V209H236L235 210V207H233V208H231L232 207V204L230 205L229 203H226L223 199H221L222 200V203L219 201V199H217V198H212L211 200H209L211 197L208 195V193L205 191V189H204V191H203V193L200 191L199 192ZM113 194V196L112 197H110L111 195ZM244 194V193H243ZM18 195H22L21 193H18ZM110 195V196H109ZM242 195V194H241ZM190 196V195H189ZM189 196H187V197H189ZM208 196V197H207ZM16 197V196H15ZM113 197H115V198H113ZM242 197V196H241ZM240 197V198H241ZM17 198H19V199H17ZM21 198H22V201H23V203L25 204V198H23V196L21 197H19V196H17L16 197V199H17V201H21ZM169 198V197H168ZM205 199V200H204ZM207 199H208V201H210V202H208L207 201ZM243 199H245V196L243 195ZM155 200V199H154ZM168 200H167V202H168ZM204 201V202H203ZM212 201H213V203H212ZM17 203H21V202H17ZM207 203V204H206ZM209 203V204H208ZM211 203V204H210ZM214 203H215V205H214ZM223 203H225L226 205H224V206H226V207H224L223 206ZM245 203V202H244ZM131 205H132V203H130ZM220 204V205H219ZM229 204V205H228ZM33 206V207H31V206ZM36 205V204H35ZM35 205H32V203L31 204H28V207L27 208H29L27 211L29 212V210H30V213H28L27 212V214H28V219L30 220L31 219V217L33 218L32 220H35L36 221V217H39V219L41 218V216H42V213H39L38 211H40L39 209H38V207H37V205H39V204H37L36 205V207H34ZM217 205V206H216ZM246 207H245V206ZM30 206V207H29ZM206 206V207H205ZM212 207V208H210V207ZM215 206V207H214ZM221 206V207H220ZM223 206V207H222ZM229 206V207H228ZM231 206V207H230ZM234 206V205H233ZM238 206V207H239ZM183 207H185V208H187V209H185V208H183ZM205 208V212H203L204 210H202L203 208ZM219 207V208H218ZM249 207V208H248ZM31 208V209H30ZM200 208V209H199ZM223 208V209H222ZM228 210H227V209ZM248 208V209H247ZM10 209V210H9ZM20 209L21 208H16V207H12V206H10V205H7V204H5L4 202H0V212H1V214H2V217H3V219H5L7 222H8V224H9V226L11 227V230L13 231V233L14 234H16L17 236H19L25 243H27L29 246H31L32 248H34V249H36V250H39V251H43V252H45L46 254H52V256H53V259H54V261H56L58 264H80L79 262H77L76 260H74V258H72L71 257V254H68V253H65V252H62L61 250H59V249H57V248H55V247H51V248H46V247H44L43 245H41V243H40V240L38 239V238H36L35 237V235L31 232L32 231V229H30V227H29V224H28V221L26 220V219H23V218H21V216L20 215H22V213L20 212ZM99 209V208H98ZM97 209V210H98ZM218 209V210H217ZM220 209V210H219ZM229 209H231V210H229ZM246 209H247V211H246ZM251 209V210H250ZM97 210H95V213H94V215L98 218V215H97ZM215 210V211H214ZM239 210V211H238ZM208 211H210V213L208 212ZM242 211V212H241ZM249 211H251V212H249ZM254 211V212H253ZM216 212V213H215ZM223 214H221V213ZM238 212V213H237ZM249 212V213H248ZM37 213V214H36ZM107 214V216L111 219V221H113V222H115V220H112V218H111V215L108 213V212H106ZM205 213H208V214H211L212 215V213L214 214V215H212L213 217H211V218H208V217H206L205 216ZM245 213V214H244ZM246 213H248L247 215H246ZM31 214V215H30ZM217 214H218V216H217ZM234 214V215H233ZM236 214V215H235ZM251 214V215H250ZM243 215H245V216H243ZM30 216V217H29ZM161 216H163L164 218H161ZM217 216V218L215 219V217ZM239 216H241L240 217V219H239ZM247 216V217H246ZM44 217L45 216H43V219H44ZM235 217H237L236 219L237 220H235ZM48 218H50V220L52 221V220H55V218H51V217H45V220H47ZM220 218V219H219ZM242 218V219H241ZM39 219H37V221L39 222ZM154 219H155V221H154ZM32 220H30V221H32ZM41 220H42V218H41ZM41 220H40V222H41ZM243 220V221H242ZM248 220V221H247ZM43 221V220H42ZM47 221H49V220H47ZM46 221V222H47ZM160 221H163L162 223H160ZM25 222H27V223H25ZM53 222H55V221H53ZM219 223L220 224V226H218L216 223ZM234 222V223H233ZM50 223V222H49ZM116 223V222H115ZM52 224V223H51ZM236 224H239V225H236ZM248 224V225H247ZM50 225V224H49ZM116 225H117V223H116ZM248 226V227H246V226ZM214 226V227H213ZM217 228V230H215V232H212V230L211 229H216ZM235 230V231H234ZM23 231H26L25 233H23V234H21ZM55 231H58V230H56L55 229ZM64 231V232H63ZM63 231H61V234L59 233L58 234V232H57V234L58 235H60L61 237L63 236V235H66V236H69L70 235V233H65V231H66V229L64 230L63 229ZM60 232V231H59ZM68 232V231H67ZM63 233V234H62ZM127 233H129V232H127ZM75 235L77 236V232H75ZM132 234L130 233V236H131ZM59 236V237H60ZM75 236V237H76ZM132 237V236H131ZM130 237V238H131ZM253 238H254V235L252 236ZM74 237L72 236V240L73 241H75L74 239H73ZM119 238H121V237H119ZM144 238V239H143ZM249 238V239H248ZM145 239H147L146 240V242H145ZM122 240H124L123 238H122ZM153 244H155L154 246H153ZM167 244H170L171 246H172V250L170 249V245H167ZM194 244V245H193ZM167 245V246H166ZM146 246V245H145ZM164 246H165V249H164ZM174 246V247H173ZM153 247V248H152ZM167 247V248H166ZM181 250H180V249ZM179 249V250H178ZM55 250V251H54ZM154 252H153V251ZM157 250H158V252H157ZM49 251H51V253L49 252ZM134 252H138L137 254L135 253V255H139L140 254V252L142 253V251H140L139 252V250H133ZM132 251V252H133ZM179 251V252H178ZM131 252V253H132ZM134 252H133V254H134ZM152 253H153V255H152ZM162 254L161 256L159 255V254ZM133 254L131 255L132 256V258H133ZM172 256H171V255ZM177 254L179 255V257L177 256ZM191 255V257H190V255ZM112 255H115L114 256V258H117L116 257V254H115V252L112 254ZM193 255V256H192ZM189 256V257H188ZM111 257V256H110ZM154 257V256H153ZM185 257V258H186ZM193 257H196V259H194ZM112 258V257H111ZM130 257H127L126 259H129ZM150 258H152V257H150ZM167 258H165V259H167ZM189 258H192V260L190 261L189 260ZM202 258V259H203ZM142 259H146V258H144V257H142L141 258V260L140 261H143ZM149 259V257L146 259V260H148ZM164 260V259H162L163 261L161 262V261H158L157 262V264L158 263H166V261L167 262H169V263H167V264H171V261L172 260ZM150 260V259H149ZM187 260V261H186ZM194 260V261H193ZM139 261V262H140ZM190 261V262H189ZM118 262H120L119 264H121V261H117V263ZM149 262V261H148ZM189 262V263H188ZM116 263V264H117ZM133 263V261H131V263L130 264H132ZM141 263V262H140ZM139 263V264H140ZM148 264V263H147ZM149 264H150V262H149ZM152 264H154V263H152ZM173 264V263H172ZM175 264V263H174ZM178 264V263H177ZM207 264H209V263H207Z\"/></svg>",
  "mask_w": 264,
  "mask_h": 264
}]
</instances>
